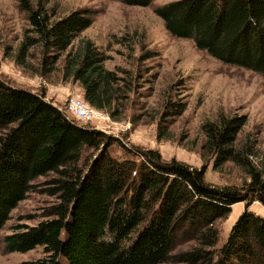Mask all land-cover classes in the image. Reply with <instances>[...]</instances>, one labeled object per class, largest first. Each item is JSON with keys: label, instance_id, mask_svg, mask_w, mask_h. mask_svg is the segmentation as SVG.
Listing matches in <instances>:
<instances>
[{"label": "trees", "instance_id": "obj_1", "mask_svg": "<svg viewBox=\"0 0 264 264\" xmlns=\"http://www.w3.org/2000/svg\"><path fill=\"white\" fill-rule=\"evenodd\" d=\"M152 1L120 0L135 6ZM21 7L30 28L14 62L27 65L28 51L39 46L43 74L59 71L79 84L90 106L113 118L120 114L130 81L105 67L109 57L92 40L79 39L92 23V10L53 19L39 4L32 8L22 0ZM154 12L173 36L264 76V0H172ZM166 107L162 120L181 115L186 103ZM246 121L245 115L221 113L202 122L200 167L164 160L152 149L124 148L117 157L110 152L117 139L76 123L44 93L0 78V229L36 188L34 181L53 175L41 184L53 202L36 224H17L4 236L5 251L42 245L44 256L30 264H62L61 258L67 264H264V216L248 209L254 200L264 205V162L255 140L240 139ZM164 134L159 127L158 138ZM209 161L215 170L233 164L246 181H206ZM237 202L245 209L219 245L218 221ZM179 245L185 248L175 252Z\"/></svg>", "mask_w": 264, "mask_h": 264}, {"label": "rangeland", "instance_id": "obj_2", "mask_svg": "<svg viewBox=\"0 0 264 264\" xmlns=\"http://www.w3.org/2000/svg\"><path fill=\"white\" fill-rule=\"evenodd\" d=\"M26 1L32 8L39 4L53 19L77 9L92 10V23L79 39L88 38L104 51L109 57L105 67L126 77L131 90L120 114L114 118L105 113L108 119L74 121L117 139L110 146L112 155L124 156V148L152 149L164 160L175 158L200 167L203 164L200 146L204 139L200 125L223 113L246 116L240 139L249 136L255 140L258 159L264 162V76L223 63L198 49L191 39L170 34L154 9L172 0H153L148 6L127 5L120 0ZM21 3L22 0H0V78L11 85L44 93L48 101L64 111L70 97L82 98L79 84L64 80L57 70L43 74L39 46L28 51L27 65H18L13 60L30 28ZM171 101L185 102L186 109L179 116L162 120L166 103ZM159 127L165 132L164 137L158 138ZM86 152L83 155L90 151ZM52 176L34 181L36 188L27 192L0 229V264H30L44 256L42 245L26 252H7L3 238L17 224L34 225L41 220L43 207L53 202V197L41 192L45 187L41 184ZM246 179L231 163H225L220 170L213 169L211 161L206 164L205 180L210 183L241 185ZM239 205H232L227 218L218 221L219 245L245 209L244 202ZM249 206L248 209L264 211L258 200ZM180 248L184 249L185 245H179L175 252ZM60 262L67 264L63 258Z\"/></svg>", "mask_w": 264, "mask_h": 264}, {"label": "built area", "instance_id": "obj_3", "mask_svg": "<svg viewBox=\"0 0 264 264\" xmlns=\"http://www.w3.org/2000/svg\"><path fill=\"white\" fill-rule=\"evenodd\" d=\"M65 112L73 119L81 122L91 121L93 119H108L103 111L90 106L83 98L70 97L65 107Z\"/></svg>", "mask_w": 264, "mask_h": 264}, {"label": "crops", "instance_id": "obj_4", "mask_svg": "<svg viewBox=\"0 0 264 264\" xmlns=\"http://www.w3.org/2000/svg\"><path fill=\"white\" fill-rule=\"evenodd\" d=\"M239 203H240V202L235 203L234 206H236V207H240ZM249 207H250V206H249ZM249 210L253 211L254 213H256V214H258V215H260V216H264V211L253 210V209H251V208H249Z\"/></svg>", "mask_w": 264, "mask_h": 264}]
</instances>
